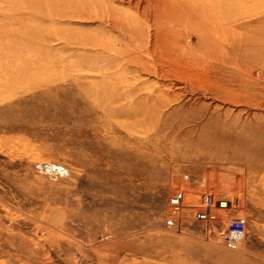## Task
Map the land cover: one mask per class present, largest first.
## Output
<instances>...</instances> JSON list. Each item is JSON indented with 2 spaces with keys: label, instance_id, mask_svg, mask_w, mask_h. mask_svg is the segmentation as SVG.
<instances>
[{
  "label": "rangeland",
  "instance_id": "1",
  "mask_svg": "<svg viewBox=\"0 0 264 264\" xmlns=\"http://www.w3.org/2000/svg\"><path fill=\"white\" fill-rule=\"evenodd\" d=\"M85 4L0 0V264H264V143L251 140L264 132V42L241 28L264 14L223 25L217 44L180 28L192 54L180 73L141 75L106 47V15L70 21ZM204 195L241 209L198 223ZM235 217L238 247L220 236Z\"/></svg>",
  "mask_w": 264,
  "mask_h": 264
},
{
  "label": "bare ground",
  "instance_id": "2",
  "mask_svg": "<svg viewBox=\"0 0 264 264\" xmlns=\"http://www.w3.org/2000/svg\"><path fill=\"white\" fill-rule=\"evenodd\" d=\"M85 1L86 6L80 7L82 13L77 8L76 11L78 12L75 16L70 17V21L78 19L77 21L84 22L83 19L91 21L99 17L104 20L106 15V30L109 29L110 32L116 34V36H106V47H111L116 51L114 56L117 55L115 58L121 61L124 72H136L141 75L151 71L157 73L156 66H162L168 62L178 65V68L175 71L173 69V72L180 73L181 66H184L185 62L192 56L186 46L182 47L179 44L180 28L199 29L202 31V36H200L205 43L217 44L222 37L220 28L223 25L231 26L240 21L241 18L264 14V0H139V3H134V0ZM249 22L252 23L245 26L241 25L243 31L245 28H250L248 35L245 36L243 33L242 37L247 38L245 40L250 42L259 40L263 43L264 36L261 40L254 35H264V17L253 18V21L249 20ZM226 34L232 35L231 32L227 31L224 32V35ZM218 48L219 46H215L216 51L214 53L218 51ZM194 58H199V56H194ZM116 59L113 60L116 61ZM117 63L116 61L115 64ZM164 72L166 71L162 70L161 74L163 75ZM105 84L107 85V83ZM162 87L163 92L167 86ZM117 93H114L118 96L117 98L114 94H112L114 96L109 94L110 97L107 99L106 94L101 93L99 95L97 93L96 96L99 97L100 103H103L102 98L105 103L108 100H113L115 103V100H120ZM175 95L173 94L174 98H176ZM160 96L166 98L164 100L167 101L168 98L165 94H160ZM154 103L162 106V103L156 102V100ZM124 105L122 103L119 107L126 108L128 114L134 113L130 106ZM177 111L179 110H171L172 115L178 114ZM103 119L106 121V117ZM135 124L140 126L139 119ZM252 130L251 140L258 144L264 143V132H261L262 126L252 128ZM226 137L228 136L226 135ZM248 139L236 137L233 140L235 142L237 140L242 141V148L245 151L247 150L246 145L250 144ZM246 154L253 156L250 150ZM49 170H54V167L49 165Z\"/></svg>",
  "mask_w": 264,
  "mask_h": 264
},
{
  "label": "built area",
  "instance_id": "3",
  "mask_svg": "<svg viewBox=\"0 0 264 264\" xmlns=\"http://www.w3.org/2000/svg\"><path fill=\"white\" fill-rule=\"evenodd\" d=\"M185 195L177 192L169 199V207L174 214H179L184 208ZM238 199H215L212 195H204L200 206L194 211V220L198 223L210 225L216 224L220 215L236 213L240 211ZM247 221L244 217H235L224 230H220L221 243L238 247L244 240Z\"/></svg>",
  "mask_w": 264,
  "mask_h": 264
},
{
  "label": "water",
  "instance_id": "4",
  "mask_svg": "<svg viewBox=\"0 0 264 264\" xmlns=\"http://www.w3.org/2000/svg\"><path fill=\"white\" fill-rule=\"evenodd\" d=\"M48 167V166H47Z\"/></svg>",
  "mask_w": 264,
  "mask_h": 264
}]
</instances>
